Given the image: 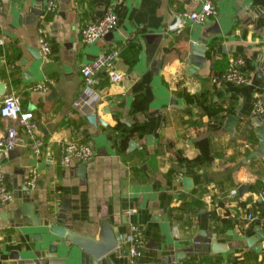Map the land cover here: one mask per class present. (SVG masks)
<instances>
[{"label":"crops","instance_id":"0c3cea01","mask_svg":"<svg viewBox=\"0 0 264 264\" xmlns=\"http://www.w3.org/2000/svg\"><path fill=\"white\" fill-rule=\"evenodd\" d=\"M46 2L2 0L0 100L15 93L21 107L34 113L38 135L44 140L36 155L28 135L19 129L13 147L16 154L1 160L8 185L14 189V183L26 181L36 168L31 195L39 203L40 216L48 206L59 210L57 204L67 198L73 229L80 234L100 238L99 222L108 219L119 239L131 223L139 224L147 242L154 237L156 247L146 243L144 255L134 264H264V224L255 211L247 215L240 205L245 202L251 207L261 200L259 191L264 185V151L252 155L258 151L259 139L254 128L246 126L254 116L253 100L258 95L264 99V70L258 59L264 55V26L251 21L264 0H215V18L205 23L185 19L178 34L167 32V24L178 11L196 8V1L59 0L56 11L45 13ZM108 10L117 16L115 28L91 43L81 42L80 27ZM215 21L221 29L215 38L218 42L209 48L204 66L187 72L191 41L205 36L211 43L206 30ZM38 27L56 44L47 55L40 50ZM132 36L137 50L127 44ZM113 47L120 51L115 69L122 77L113 81L107 72L101 73L93 102L97 123H88V106L73 105L83 91L80 68ZM231 56L244 58L247 82L213 81L212 76ZM41 81L49 83L47 92L32 88ZM137 81L143 83L146 109L132 114V86ZM206 106L221 115L219 128L209 127ZM227 112L241 120L232 130L223 127ZM118 120L126 124L137 120L146 126L142 136L131 138L138 143L130 147V139L123 152L110 138ZM12 122L0 117L3 129ZM201 137L209 139L213 158L196 165L191 175L179 161L198 153L195 141ZM70 139L88 141L94 148L93 157L83 162L85 179L78 176L80 163L64 167L59 162L60 147ZM185 175L192 177L191 188L184 187ZM242 184L247 188L240 192ZM234 187L237 192L231 194ZM19 191L0 206V264H11L14 250L20 252L21 260L32 261L51 241L46 227L12 223L9 212L22 202ZM36 232L42 233L41 240L34 237ZM201 232L212 234L217 251L190 256L183 252L176 257L175 252L188 248L191 238ZM119 243L122 250L112 251L111 257L117 264H131L126 245ZM58 252L65 255L61 248Z\"/></svg>","mask_w":264,"mask_h":264},{"label":"built area","instance_id":"2783aa9c","mask_svg":"<svg viewBox=\"0 0 264 264\" xmlns=\"http://www.w3.org/2000/svg\"><path fill=\"white\" fill-rule=\"evenodd\" d=\"M198 6L194 9H185L178 11L174 19L166 26L167 32L178 34L185 25V19L192 23H205L217 15V6L215 0H194ZM59 0H47L44 12L52 13L56 11ZM3 9L2 0H0V13ZM117 25V16L112 10H108L101 17L89 21L80 27L79 39L83 43H91L98 40L109 33ZM42 33L40 36V50L44 55L51 53L50 40L44 34V28L38 27ZM3 39L0 38V44ZM120 51L117 47L106 48L97 54L94 58L84 63L81 68L83 77V91L74 101L76 108L82 105H91L98 97V84L100 82L101 73L107 72L110 79L116 81L122 77V72L115 69V61L119 57ZM245 60L241 56H231L228 58L224 69L212 76L213 81L226 80L236 84L247 82L248 75L243 70ZM33 89L41 92L49 90L47 81L37 82L32 85ZM251 113L253 115L264 114V99L261 95L256 96L253 100ZM0 117H8L14 122L8 124L5 129L0 125V149L7 151L13 148L17 143L18 131L22 129L29 137V147L31 151L38 155L41 153L44 140L38 135L37 121L34 113L21 107L18 96L15 93L5 95L0 100ZM94 155V148L88 141L70 139L62 143L59 153V162L64 167H70L75 162L83 163L90 160ZM2 154L0 152V202L6 203L14 199L15 190L10 187L5 179L4 172L1 168ZM185 169V167H184ZM37 170L34 168L26 179V184L34 186L36 183ZM237 188L230 190L231 194H235ZM259 196L264 204V185L259 191ZM255 211L264 224V214H259L258 210L248 212L250 215ZM119 240L127 247V257L131 264L136 263L143 255L146 249L147 236L145 230L137 223H131L126 232L122 233Z\"/></svg>","mask_w":264,"mask_h":264},{"label":"water","instance_id":"95a60500","mask_svg":"<svg viewBox=\"0 0 264 264\" xmlns=\"http://www.w3.org/2000/svg\"><path fill=\"white\" fill-rule=\"evenodd\" d=\"M261 10H254L252 13V22L256 24L257 27L261 28L264 26V4L259 7ZM37 9L36 12H38ZM111 32V31H110ZM109 32V33H110ZM221 33V29L218 22L212 25L210 29L206 30V35L211 36L212 42L206 39L205 36L198 37L197 40L191 41V49L189 55V64L187 66V72L194 71L196 67H202L205 64L207 52L211 44L216 45L218 39H215L218 34ZM207 40V41H206ZM210 44V45H209ZM224 48V44L222 45ZM261 62V69L264 70V55L258 58ZM54 93V92H52ZM94 103L88 106V110L85 113V117L88 123L96 124L97 115L93 111ZM103 124H106L101 118L98 119ZM241 120L232 112H227L225 114L223 127L227 130L234 129V126L240 123ZM248 127H253L256 135L259 139V148L256 153L252 155L260 154L264 151V114L254 115L247 120ZM138 143V139L130 140V147H134ZM2 156L12 157L16 154L15 149L11 148L7 151L0 149ZM78 176L82 179L86 178V164L80 163L77 165ZM185 188H191L193 186L192 177L185 175L182 178ZM39 184H42L41 179H37ZM14 190L19 191V195L22 197V202L20 206L10 211L11 221L15 226H24L25 222H28L31 226H43L46 227L44 232L49 236L51 241L47 245V250L40 249V256L31 260H21L20 252L14 250L10 253V258L13 259L11 264H117L111 257V252H118L122 250L120 246L119 239L115 230L113 229L110 221L108 219H103L99 222V237L96 238L87 234H80L73 229V224L68 211L71 209L67 198H62L57 204L59 210H56L52 206L44 208L43 215L40 216L39 203L32 198L31 187L26 184L25 179L17 184L14 183ZM247 185L242 184L239 187V191L242 192L246 190ZM0 206L2 203L0 202ZM23 216L25 218H23ZM261 235V232L258 231ZM56 237L53 238L52 237ZM38 240H41L42 233L36 232L34 234ZM64 241V243H62ZM191 245L185 248L183 251H176V257L180 253L185 252L186 255H198L203 253H212L217 251L216 245L217 241L212 238V234L202 233L199 236L191 238ZM250 245V239H248ZM154 237L150 238L147 242V246L155 245ZM256 247V243H254ZM65 251L64 256L59 255L58 250ZM41 258L45 260L42 262ZM78 260L77 263L69 262L68 260ZM178 261V259L176 260Z\"/></svg>","mask_w":264,"mask_h":264},{"label":"trees","instance_id":"16d2710c","mask_svg":"<svg viewBox=\"0 0 264 264\" xmlns=\"http://www.w3.org/2000/svg\"><path fill=\"white\" fill-rule=\"evenodd\" d=\"M131 44L134 46V49H138V44L133 42V36L127 40V44ZM52 50L56 49V44L52 42L51 44ZM214 48V44H211L210 49ZM135 57V56H133ZM227 62V61H226ZM225 62V65H226ZM224 69V68H223ZM222 69V70H223ZM221 70V71H222ZM220 71V72H221ZM219 72V73H220ZM133 99L130 106V112L132 114H136L137 112L143 111L146 109V96L143 91V83L141 81H137L132 86ZM206 112L209 115V127L211 129H217L221 126L220 117L218 115V111L212 112L205 107ZM146 131L145 124L134 120L131 124H126L120 120L111 128L110 130V138L113 139V143L116 146V149L119 152H123L126 150L128 142L134 136H142ZM85 141V140H83ZM195 144L198 148V153L191 158L184 157L180 159L179 164L185 167V172L191 175H195L194 167L198 164H205L209 162L213 155L210 149L209 139L207 137H201L195 141ZM220 205H224L223 201H219ZM246 210V214L252 210H258L259 214H264V204L261 200L255 202L253 206L246 207L245 202H241L240 204ZM171 212V209L169 213ZM228 210H225V220H228Z\"/></svg>","mask_w":264,"mask_h":264}]
</instances>
